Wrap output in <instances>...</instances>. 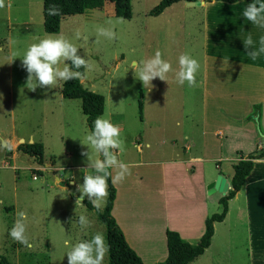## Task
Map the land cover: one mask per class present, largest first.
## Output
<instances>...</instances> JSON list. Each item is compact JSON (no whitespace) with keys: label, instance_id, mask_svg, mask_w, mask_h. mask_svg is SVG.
Here are the masks:
<instances>
[{"label":"rangeland","instance_id":"obj_1","mask_svg":"<svg viewBox=\"0 0 264 264\" xmlns=\"http://www.w3.org/2000/svg\"><path fill=\"white\" fill-rule=\"evenodd\" d=\"M159 1L130 0V18L115 16L112 3L106 2L101 8L63 16L59 31L46 33L42 0H0V137L5 142L0 140V144L7 146L0 150V254L11 264H67V249L62 243L65 238L75 242L100 233L105 239V226L95 212L82 201L75 202L79 196L77 185L82 183L83 175L91 173L88 161L94 158L91 152L85 155L87 146L82 144L89 129L80 99L61 95L63 81L51 88L30 90L21 58L13 56L22 55L30 44L47 35H63L76 44L77 54L86 62L79 75L81 82L105 98L99 117L117 125L123 150L135 153L132 144L139 142L135 136L144 128L164 137L169 127L175 128L177 120L183 121V110L169 103L182 91L174 71L179 55L191 56L197 50L188 43L191 36H196L197 28L181 12L180 5L165 8L159 15L149 14ZM101 26L112 29L115 38L97 36L96 29ZM157 51L171 69L164 80L152 78L151 87L146 89L135 77L136 72ZM195 59L199 60L197 55ZM193 85L194 89L198 86ZM140 92L144 121L143 111L140 117L138 110ZM21 138L23 142L43 144V164L47 166L41 172L32 168L37 164L33 156L17 150ZM112 154L116 156L115 150ZM33 174L37 178H32ZM55 176L65 186L58 185ZM21 210L26 213L25 235L31 247L8 235ZM80 215L89 221L84 229L76 223ZM102 264H107V252Z\"/></svg>","mask_w":264,"mask_h":264},{"label":"crops","instance_id":"obj_2","mask_svg":"<svg viewBox=\"0 0 264 264\" xmlns=\"http://www.w3.org/2000/svg\"><path fill=\"white\" fill-rule=\"evenodd\" d=\"M250 2L258 0H179L168 6L180 5L197 28L188 43L197 49L191 57L199 59L198 86L182 85L174 95L179 98L169 102L184 116L168 134L144 128L132 144L135 153L115 150L127 168L122 179L118 168L109 170L115 188L111 215L146 264L164 261L169 230L197 242L205 219L221 209L223 194L209 191L208 184L220 174L228 190L237 151L264 149L258 133V126L264 133V55L251 57L243 43L251 36L250 48L258 47L264 29L241 17ZM41 166L47 164L32 168L41 172ZM188 264H264V156L253 160L225 217L214 222L208 247Z\"/></svg>","mask_w":264,"mask_h":264},{"label":"clouds","instance_id":"obj_3","mask_svg":"<svg viewBox=\"0 0 264 264\" xmlns=\"http://www.w3.org/2000/svg\"><path fill=\"white\" fill-rule=\"evenodd\" d=\"M57 12L58 9L55 7L49 9V14ZM241 17L258 28L264 29V0L247 3L241 12ZM96 34L107 40L115 38V32L112 29L102 26L96 29ZM243 43L251 57L264 55V36L259 38L258 47L254 49L250 48L253 43L251 36H248ZM77 48L76 44L63 35H47L30 44L22 55L13 57L21 58L22 66L27 73L26 86L30 90L36 87L44 88V86L51 88L57 81H66L78 76L79 72L76 70L85 66V59L77 54ZM60 64H63V67H59ZM177 64L178 67L174 71L175 82L178 85L187 83L189 86L196 83L198 61L188 54H181L177 58ZM170 69L171 65L163 60L157 51L139 65L135 77L147 89L151 87L152 78L159 77L164 80L165 74ZM82 144L87 146L85 155L88 157L91 152L94 158L88 161V167L92 169L91 173L83 175L82 183L77 185L79 196L75 202L81 204V201L87 197L92 206L99 210L108 195L106 179L109 176V170L118 168L120 171L117 173V178L120 179L127 171L126 165L118 162L112 154L113 150L123 151L120 128L107 118L97 117ZM6 147L0 144V150ZM25 221L26 213L22 210L17 212V218L8 230V235L13 241L31 247L25 235ZM76 223L84 229L89 221L86 216L80 215ZM62 243L67 249L64 253L67 264H102L107 250L105 239L100 233H94L89 239H77L75 242L65 238Z\"/></svg>","mask_w":264,"mask_h":264},{"label":"trees","instance_id":"obj_4","mask_svg":"<svg viewBox=\"0 0 264 264\" xmlns=\"http://www.w3.org/2000/svg\"><path fill=\"white\" fill-rule=\"evenodd\" d=\"M179 0H160L149 14L158 15L174 2ZM195 1V0H187ZM235 1V0H227ZM111 2L113 6V14L118 17H131L130 0H42L43 12V31L46 33H57L60 29V22L63 16L76 13H83L86 9H95L103 7L104 3ZM55 7L58 9L56 14H49V9ZM85 66L76 70L79 75L83 74ZM76 76L72 79L62 82L61 95L65 98L80 99L81 112L85 116V121L88 129L92 127L95 118L99 117L104 111L105 98L101 93L92 91L85 87L80 77ZM142 92L139 93L138 110L141 117L142 112ZM255 114L259 112V106L255 107ZM248 115L247 118H251ZM260 133H263L258 126ZM17 150L27 153L34 157L37 164H43V144L39 141L22 142L17 144ZM264 156V149L260 151L243 154L242 151H237L236 161L232 164L233 175L230 179L231 187L219 199L221 209L219 212H214L205 219V229L197 242L190 243L180 237L174 231H167L166 245L167 256L164 261L157 264H188L190 261L203 253L208 247L211 236L214 231V222L221 221L228 209V200L232 198L244 183L246 175L250 172L253 160ZM40 172V171H38ZM108 195L105 204L101 209H97L87 200L83 199L87 209L93 210L97 219L105 226V242L107 244V264H146L138 254L129 246L124 234L114 217L111 215V208L115 196V188L109 176L106 179ZM0 264H11L6 256L0 254ZM156 264V263H153Z\"/></svg>","mask_w":264,"mask_h":264},{"label":"water","instance_id":"obj_5","mask_svg":"<svg viewBox=\"0 0 264 264\" xmlns=\"http://www.w3.org/2000/svg\"><path fill=\"white\" fill-rule=\"evenodd\" d=\"M254 120L255 122H258V114L254 115ZM258 133L263 138V141H264V133H260L259 130H258ZM0 140L2 141L3 144H5V142L2 140L1 137H0ZM23 141L24 140L21 138L19 143H22ZM29 142H32V140H30ZM55 178L59 182L60 185L65 186L64 182L61 181L57 176H55ZM227 187H228V184L226 183L225 178L222 177L220 174H218L215 180L208 184L207 189L209 191L218 190L224 195L226 193Z\"/></svg>","mask_w":264,"mask_h":264},{"label":"built area","instance_id":"obj_6","mask_svg":"<svg viewBox=\"0 0 264 264\" xmlns=\"http://www.w3.org/2000/svg\"><path fill=\"white\" fill-rule=\"evenodd\" d=\"M40 169H44V167L41 166ZM35 176H36V174H33V177H35Z\"/></svg>","mask_w":264,"mask_h":264}]
</instances>
